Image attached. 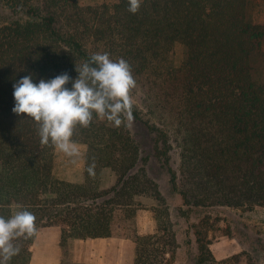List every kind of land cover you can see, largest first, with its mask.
<instances>
[{
    "label": "trees",
    "instance_id": "obj_1",
    "mask_svg": "<svg viewBox=\"0 0 264 264\" xmlns=\"http://www.w3.org/2000/svg\"><path fill=\"white\" fill-rule=\"evenodd\" d=\"M255 1L143 0L133 14L128 0L86 6L79 0H4L28 19L0 23V216L27 209L37 231L58 227L64 243L109 237L118 208L134 206L136 195L159 198L127 121L116 127L94 115L89 127H76L72 139L85 143L87 152L84 179L74 182L55 175L56 149L41 145L36 122L12 111L20 78L32 74L38 83L67 72L74 80L76 64L96 52L131 65L156 120L145 119L135 102L133 118L156 131L155 156L186 205L264 206V66L257 65L264 58V23L249 14ZM172 141L179 148L178 170L171 165ZM93 163L94 175L88 172ZM106 169L116 176L111 185L105 184ZM157 233L137 236L135 264H169V244ZM201 233L205 261L212 258L204 257L210 248ZM36 234L13 241L20 251L9 264H30Z\"/></svg>",
    "mask_w": 264,
    "mask_h": 264
},
{
    "label": "rangeland",
    "instance_id": "obj_2",
    "mask_svg": "<svg viewBox=\"0 0 264 264\" xmlns=\"http://www.w3.org/2000/svg\"><path fill=\"white\" fill-rule=\"evenodd\" d=\"M114 2L116 0H79L83 6ZM37 4L41 5L40 2ZM249 14L254 21L260 18V9L256 3L251 4ZM16 19L26 20L28 15L13 13L4 0H0V23ZM182 55L183 47L177 46L176 59L179 60ZM257 65L264 66L263 57H258ZM132 96L142 109L143 117L154 122L156 119L147 112L143 93L138 87L133 89ZM128 123L141 144V157L148 158L144 166L148 175L158 183L159 198L155 193L152 196L136 195L134 206L118 208L115 211L112 235L109 237L73 238L63 243L60 228L41 226L31 247L34 251L33 264H135L137 236L157 232L169 244L170 251L166 254L170 258L169 264H264V215L259 213L247 216V209L240 211L226 205H186L182 196L173 190L167 167L155 156L158 138L156 131L151 130L142 120L133 118ZM76 143L80 149L78 157H69L55 150L54 173L61 179L81 182L84 179L87 145L83 142ZM170 155L172 167L178 170L180 154L174 143ZM140 165L141 161L133 171L138 172ZM103 176L106 185H111L116 180L110 169H106ZM199 230L203 241L210 248V252L204 253V257L216 259L218 263L212 259H200L203 253L198 240ZM225 238H231L234 242L235 239H241L250 247L228 253L226 249L216 247L219 246L217 242Z\"/></svg>",
    "mask_w": 264,
    "mask_h": 264
},
{
    "label": "clouds",
    "instance_id": "obj_3",
    "mask_svg": "<svg viewBox=\"0 0 264 264\" xmlns=\"http://www.w3.org/2000/svg\"><path fill=\"white\" fill-rule=\"evenodd\" d=\"M143 0H128V11L135 14ZM78 76L72 80L65 72L51 79L33 81L32 74L14 83L12 111L26 114L38 126L41 145H51L69 157L80 149L73 141L77 126L87 128L95 117L120 127L133 119L136 87L131 65L123 58L112 59L107 52H96L88 61L76 64ZM71 82L72 87L66 85ZM127 126H131L130 123ZM95 164L88 172L94 175ZM36 217L27 209L15 210L9 218L0 216V264H9L20 248L13 241L31 238L36 232Z\"/></svg>",
    "mask_w": 264,
    "mask_h": 264
},
{
    "label": "crops",
    "instance_id": "obj_4",
    "mask_svg": "<svg viewBox=\"0 0 264 264\" xmlns=\"http://www.w3.org/2000/svg\"><path fill=\"white\" fill-rule=\"evenodd\" d=\"M254 3H256L257 7L260 9V18L256 19L255 22L264 23V0H257ZM237 209L240 211H243L239 208H237ZM248 213H250V214H248ZM259 213H262V215H264V206L257 205L254 209H247L245 211V214L247 216L248 215H256V214L258 215ZM39 237H40V234L38 233L37 238H39ZM235 240L236 241L234 242L233 240H231V238H228V240H226V238H225L224 240L217 242V245H219V246H216V247L226 249L225 251H227L228 253H231L232 250H234V252H236V251L243 249L245 247H250V245H247V244L245 245L241 239H239V240L235 239ZM212 245H214V244H212ZM31 250H32V259H31L30 264H33L34 263L33 262L34 261V251H33V248H31ZM223 255H227V254H223Z\"/></svg>",
    "mask_w": 264,
    "mask_h": 264
}]
</instances>
